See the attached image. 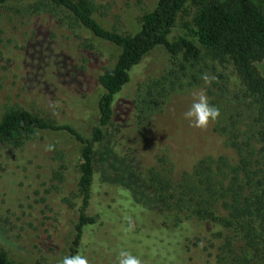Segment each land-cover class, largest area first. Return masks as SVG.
<instances>
[{
  "label": "trees",
  "instance_id": "1",
  "mask_svg": "<svg viewBox=\"0 0 264 264\" xmlns=\"http://www.w3.org/2000/svg\"><path fill=\"white\" fill-rule=\"evenodd\" d=\"M16 1L35 12L65 11L121 49L115 65L100 76V120L90 136L27 109H9L0 119V150L21 154L40 132L68 133L82 145L73 202L79 219L69 256L106 249L117 257L129 251L143 264H264V75L257 66L264 62V0H157L137 19L134 34L109 30L95 18L98 4L108 2L111 10L119 0ZM185 17H191L184 24L190 36L171 39ZM158 47L171 55L168 68L139 83L122 105L133 69L143 68ZM227 67L237 80L222 70ZM204 74L215 77L210 86ZM199 87L219 108L213 131L235 157L208 155L179 174L168 158L143 168L135 141L146 143L152 121L171 97ZM0 264L30 263L0 249Z\"/></svg>",
  "mask_w": 264,
  "mask_h": 264
},
{
  "label": "rangeland",
  "instance_id": "2",
  "mask_svg": "<svg viewBox=\"0 0 264 264\" xmlns=\"http://www.w3.org/2000/svg\"><path fill=\"white\" fill-rule=\"evenodd\" d=\"M103 4L105 8L100 3L95 12L102 26L134 34L140 29L137 19L153 10L157 0H119L111 10L108 2ZM190 22L191 17L180 18L171 39L190 36L184 26ZM120 53L118 46L95 37L65 11L46 7L35 12L30 4L0 0V119L9 109H27L71 123L90 136L100 120L98 102L104 92L100 76L115 65ZM170 61L164 47L149 54L143 68L133 69V83L122 95L121 104L129 103L138 84L161 74ZM257 66L264 75V62ZM222 70L237 80L231 67ZM200 89L204 90L194 88L171 97L163 114L152 121L146 143L135 141V157L143 168L168 158L174 174H179L191 171L208 155L235 157L214 133L213 122L199 129L184 119L193 93ZM81 148L68 133L40 132L21 154L0 150V249L11 259L60 264L69 256L79 219L80 207L73 202ZM109 187L117 194L116 186ZM115 233V228L108 232ZM83 255L88 264H118L117 256L106 249H87Z\"/></svg>",
  "mask_w": 264,
  "mask_h": 264
},
{
  "label": "clouds",
  "instance_id": "3",
  "mask_svg": "<svg viewBox=\"0 0 264 264\" xmlns=\"http://www.w3.org/2000/svg\"><path fill=\"white\" fill-rule=\"evenodd\" d=\"M201 79L205 86H210L215 80L214 76L204 74ZM194 99L190 107L183 113L184 119L190 122V126L194 128L204 129L210 122H215L220 117L219 108L213 106L209 102V98L203 89L193 93ZM131 230V224L125 231ZM118 264H143L142 260L126 250H120L117 257ZM60 264H88L86 256L79 251L75 255L65 256Z\"/></svg>",
  "mask_w": 264,
  "mask_h": 264
}]
</instances>
